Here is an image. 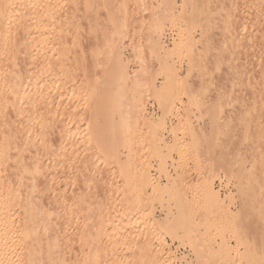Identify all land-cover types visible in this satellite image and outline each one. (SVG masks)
<instances>
[{
    "label": "rangeland",
    "instance_id": "obj_1",
    "mask_svg": "<svg viewBox=\"0 0 264 264\" xmlns=\"http://www.w3.org/2000/svg\"><path fill=\"white\" fill-rule=\"evenodd\" d=\"M124 1L117 22L105 12L122 0H91L74 31L20 39L32 70L39 52L60 61L30 133L51 127L62 147L58 161L26 143L30 173L4 169L19 192L38 184L7 213L42 214L36 264H264V0Z\"/></svg>",
    "mask_w": 264,
    "mask_h": 264
},
{
    "label": "bare ground",
    "instance_id": "obj_2",
    "mask_svg": "<svg viewBox=\"0 0 264 264\" xmlns=\"http://www.w3.org/2000/svg\"><path fill=\"white\" fill-rule=\"evenodd\" d=\"M89 1L91 0H0V209L2 208L4 209V211L0 213V264H36L37 263L36 262L37 259L35 261V257H34L35 254H33V253H36L34 251L37 250L36 249L37 246L35 243H38L39 240H41V238L38 237V233L36 230L38 228V220H37L38 218L37 217H39V219L40 217H42L41 221L43 219V216L41 213L40 214L38 213V216H37L36 212L38 211L35 212V209L37 207L33 205L31 206L25 205L26 212L24 211L25 215L21 220L15 221L13 218V215L12 214L10 215V213H7V209L11 205H14V202L18 200V198L14 197L15 193H17L16 194L17 196L18 194H20V192H23V191L24 192L28 190L34 191L33 186L38 187V184L36 185V182L32 183L30 181L31 182L30 184L29 183L28 185L26 184L27 188L25 189L24 187L22 189L23 191L19 192V190L14 189V187L16 186V183L14 185L12 183H8L7 185L6 182L2 181L1 179L2 172L9 165H14L17 163L20 165L21 170L23 171V173L18 178L21 179L25 177V175L29 172L28 167H26L27 165L25 164L26 161L24 162V160H27L25 159L26 155H24V151L26 150V148L24 147H27L25 146L27 145L26 143H28L29 145H31L30 143H34L36 145L37 142L38 143L40 142V146L37 143L39 146L38 148H36L37 151L42 148L41 150L43 153L49 152L51 154L50 157H53V156L58 157L56 158L58 159V161L60 160L59 155L61 153L60 152V149H61L60 142H59V146L58 147L56 146L57 148L55 149L52 147L53 146L51 143L52 141L49 142L50 141L49 133L51 134L54 131V129L53 131L51 130L52 129L51 127L39 128L40 131L39 130L37 131L39 133L35 131L33 133L32 132L30 133L31 127L33 129L35 125H38V127L40 126L43 127L44 123L47 120H49L48 117L50 116L49 114L50 111L47 107L51 104L52 99H53V97L51 98V94H54L56 91L50 90L48 87H44V86L39 88V83L47 79L46 75L59 78L61 68H59L58 65L60 61H53L52 63L51 62L47 63L45 60V52L44 53L39 52V54H35V56L33 55L34 58L36 57V60H38L37 61L38 63L41 62L40 66L39 67L37 66L38 69L35 66L36 70L34 71L32 70L33 69L32 67H34L33 63L35 61H31L33 57L31 58L30 56L29 58L27 56L29 53L26 50H29V47L28 49H26L25 48L26 45L24 44L25 42H27V38L30 35L29 33L30 30L37 26H40L41 31H44L46 29L51 30L53 27H55L57 30H60L61 33L66 32L67 30L68 31L71 30V32L74 31L75 29L78 28L77 23L73 21V18L76 16L78 4H80L81 2L86 4ZM124 2L125 1L122 0V5L120 6L118 5L117 7L113 6V8L109 7L108 9H106L107 11L105 12L106 13L105 15H107L112 20H116L117 22L118 18H117L116 12L118 13L124 12V7H125ZM118 23L113 24L114 28L120 27L118 26ZM36 38L31 37L29 39V41H31L30 43L32 45L33 44L35 45L34 50H33L34 52L38 50L39 47L43 46V45H39V46L36 45V43L43 44V41L39 40V37H36ZM20 39L22 41L25 40L24 44L23 42L20 41ZM57 50L58 52H60L58 48H56V51ZM26 57L29 60L28 62L30 63L29 65L26 62L28 60L26 59L25 61ZM30 61L33 63L31 64ZM28 66L30 68H28ZM30 70H31V73L29 72L30 74L26 73V71H30ZM55 94L58 97L59 93H55ZM55 94L54 96L56 97ZM47 109L49 111L48 113L49 116L47 114ZM6 113L10 115L8 114L6 115ZM5 116L6 117L8 116L7 120H5L6 118ZM19 119L20 120L25 119L26 121H28L27 123H25L23 128L21 127L24 124L22 121L16 122ZM34 122L37 124H35ZM13 123L15 124V126L17 125V123H20L21 125L19 126V129L21 127L23 130L25 129L26 132L23 130H20V132H18L19 129L17 126L16 129H18L17 132L19 133L20 136L16 135L17 132H15L16 136H14L13 131L14 130L16 131V129L12 128ZM53 128H56V125ZM63 128L64 127L61 124H59L58 128H56V129H59L57 130L59 131V135L61 138L59 140H62L63 138L67 137L66 133L63 132ZM21 132L26 137H24V135L21 134ZM32 135L33 136L37 135L36 137L38 138H35V136L32 137ZM15 137L16 138L21 137L22 138L20 139L22 140L21 143H20V140L18 139L17 141ZM41 150L38 153H40ZM35 168L36 170L40 169V164L39 165L36 164ZM29 187L30 188L32 187V188L30 189ZM43 215H45V213ZM103 219L100 223L101 225H99L98 227L101 228V231L102 230L109 231L108 230L109 228H107L109 226H106L107 224H105ZM45 223H46V219H45V222H43V224ZM89 229H86L87 232H89L88 231ZM52 234H55V233H52ZM52 234L50 235L52 236ZM51 236H49L51 240L53 241L58 240V238H56L57 236L56 234L55 236L53 235V237ZM90 237L91 236L89 234L87 238H90ZM56 242L57 241H55V243ZM90 242H91V239H90ZM29 244L32 245L31 248L29 249L21 246V245L26 246ZM34 244L36 247L34 246ZM19 246L20 248L22 247L23 250H19L18 249Z\"/></svg>",
    "mask_w": 264,
    "mask_h": 264
}]
</instances>
